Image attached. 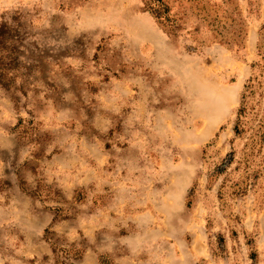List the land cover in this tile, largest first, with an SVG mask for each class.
Returning a JSON list of instances; mask_svg holds the SVG:
<instances>
[{
  "label": "rangeland",
  "instance_id": "obj_1",
  "mask_svg": "<svg viewBox=\"0 0 264 264\" xmlns=\"http://www.w3.org/2000/svg\"><path fill=\"white\" fill-rule=\"evenodd\" d=\"M0 0V264H264V0Z\"/></svg>",
  "mask_w": 264,
  "mask_h": 264
},
{
  "label": "trees",
  "instance_id": "obj_2",
  "mask_svg": "<svg viewBox=\"0 0 264 264\" xmlns=\"http://www.w3.org/2000/svg\"><path fill=\"white\" fill-rule=\"evenodd\" d=\"M150 1H152L153 2L152 4H154L152 5V7H153V12L156 14V16L168 20V16H167L168 11L165 3L162 0H150Z\"/></svg>",
  "mask_w": 264,
  "mask_h": 264
}]
</instances>
